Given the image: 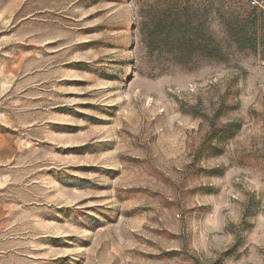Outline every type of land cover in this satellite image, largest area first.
<instances>
[{
    "label": "rangeland",
    "instance_id": "374dc122",
    "mask_svg": "<svg viewBox=\"0 0 264 264\" xmlns=\"http://www.w3.org/2000/svg\"><path fill=\"white\" fill-rule=\"evenodd\" d=\"M147 5L0 0V264H264V48L176 63Z\"/></svg>",
    "mask_w": 264,
    "mask_h": 264
},
{
    "label": "trees",
    "instance_id": "16d2710c",
    "mask_svg": "<svg viewBox=\"0 0 264 264\" xmlns=\"http://www.w3.org/2000/svg\"><path fill=\"white\" fill-rule=\"evenodd\" d=\"M201 6L198 0H148L146 18L147 46L150 52H166L179 64L197 60L225 61L233 45L238 49L264 48V9L242 6L235 15L224 20V38L212 30V0ZM241 10V11H240ZM239 128L224 124L210 132L220 145L223 137H231Z\"/></svg>",
    "mask_w": 264,
    "mask_h": 264
},
{
    "label": "built area",
    "instance_id": "2783aa9c",
    "mask_svg": "<svg viewBox=\"0 0 264 264\" xmlns=\"http://www.w3.org/2000/svg\"><path fill=\"white\" fill-rule=\"evenodd\" d=\"M262 2H263V1L257 2V1H255V0H252V1H251V4H257V5H259L260 7H262V8L264 9V7L262 6Z\"/></svg>",
    "mask_w": 264,
    "mask_h": 264
}]
</instances>
